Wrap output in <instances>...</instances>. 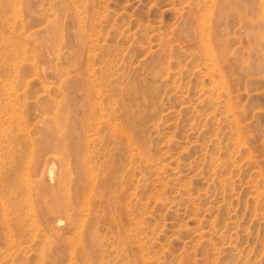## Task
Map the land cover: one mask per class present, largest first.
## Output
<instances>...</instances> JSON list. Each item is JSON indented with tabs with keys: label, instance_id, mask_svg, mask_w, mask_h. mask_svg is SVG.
I'll list each match as a JSON object with an SVG mask.
<instances>
[{
	"label": "rangeland",
	"instance_id": "1",
	"mask_svg": "<svg viewBox=\"0 0 264 264\" xmlns=\"http://www.w3.org/2000/svg\"><path fill=\"white\" fill-rule=\"evenodd\" d=\"M0 129V264H264V0H0Z\"/></svg>",
	"mask_w": 264,
	"mask_h": 264
},
{
	"label": "bare ground",
	"instance_id": "2",
	"mask_svg": "<svg viewBox=\"0 0 264 264\" xmlns=\"http://www.w3.org/2000/svg\"><path fill=\"white\" fill-rule=\"evenodd\" d=\"M207 53V52H206ZM208 55V54H207ZM215 59V58H214ZM92 99V98H91ZM109 103V102H108ZM92 108V107H91ZM109 108V107H108ZM104 110V109H103ZM110 110V109H109ZM94 114V113H93ZM114 116V115H113ZM114 120V119H113ZM116 120V119H115ZM118 120V119H117ZM120 120V119H119ZM122 120H123V118H122ZM118 123H120L119 121H117ZM109 123V122H108ZM111 123V122H110ZM124 123V122H123ZM105 124H107V123H105ZM122 124V123H121ZM120 124V125H121ZM109 125V124H108ZM119 125V126H120ZM110 126V125H109ZM112 129L110 130V128H108V126H107V128L109 129V131H108V133L109 134H111V140H113L112 139V136H115V138H117L118 139V141L119 142H123V136H124V132L123 131H125V129L124 130H121V129H118V128H116V127H114V126H110ZM124 127V126H123ZM105 129H106V126H105ZM123 129V128H122ZM1 130V129H0ZM3 131V130H2ZM1 132V131H0ZM4 133V132H3ZM6 133V132H5ZM4 133V134H5ZM7 133H11V132H7ZM125 133H126V131H125ZM12 134V133H11ZM1 135V134H0ZM13 135V134H12ZM12 135L10 136V138L12 137ZM15 136V135H14ZM7 137V136H6ZM128 137V136H127ZM2 139H3V137H1ZM13 138V137H12ZM108 138V137H107ZM130 138V137H129ZM104 139H105V137H104ZM11 141H12V139H11ZM106 141V140H105ZM117 141V140H116ZM1 142H3V141H1ZM7 142V141H6ZM5 141H4V145H5V143H6ZM9 142V141H8ZM113 142V141H112ZM11 143V142H10ZM132 143V142H131ZM8 145V144H7ZM12 145V144H11ZM107 145H108V143H107ZM2 146V145H1ZM9 146V145H8ZM5 147H7L6 145H5ZM5 147H3V149H5ZM13 147V146H12ZM2 149V148H1ZM7 150V149H6ZM2 151V150H1ZM0 151V152H1ZM16 151V150H15ZM2 154H4L3 152H1ZM11 153H12V151H11ZM15 154V153H14ZM4 157H5V155H3ZM7 156V155H6ZM31 156V155H30ZM1 157V156H0ZM28 157V156H27ZM106 157V156H105ZM109 157V156H108ZM6 158V157H5ZM4 158V159H5ZM1 160V159H0ZM13 161V160H12ZM25 161V160H24ZM29 161V160H28ZM52 162H53V160H52ZM105 162V161H104ZM21 163V162H20ZM25 163V162H24ZM23 163V164H24ZM26 163H28V162H26ZM1 164V163H0ZM11 164V163H10ZM110 164V163H109ZM7 165V164H6ZM9 165V164H8ZM21 165H22V163H21ZM20 165V166H21ZM17 166H18V164H17ZM49 166H51V165H49ZM54 166V165H53ZM108 166V165H107ZM23 167H25L24 165H23ZM1 168V167H0ZM21 168H22V166H21ZM26 168V167H25ZM54 168V167H53ZM12 169V168H11ZM16 170H17V168H15ZM48 169H49V167H48ZM14 170V169H13ZM16 170H15V172H16ZM23 170V169H22ZM53 170V169H52ZM51 170V171H52ZM92 170V169H91ZM20 171V170H19ZM48 171H50V169L48 170ZM50 171V172H51ZM108 171V170H107ZM53 172V171H52ZM42 173H43V171H42ZM9 174V173H8ZM48 174H49V172H48ZM50 174H53V173H50ZM49 174V175H50ZM123 175V174H122ZM51 177V176H50ZM53 177V176H52ZM96 178V177H95ZM50 179H52V178H50ZM65 180V179H64ZM90 181H92V180H90ZM29 183V182H28ZM90 184V183H89ZM89 184H88V186H89ZM100 184L102 185V182H100ZM14 185V184H13ZM62 185V181L61 182H59V186H61ZM58 186V185H57ZM62 187V186H61ZM86 187V186H85ZM85 187H83L82 188V195H84L83 194V192H84V188ZM91 187V186H90ZM93 187H94V184L92 185V192H93ZM63 189V188H62ZM89 191V190H88ZM112 191L114 192V187H113V189H112ZM64 193V192H63ZM104 194H102L103 195V197H104V199H105V202L107 201V203L109 204V200L111 199V194L108 192V191H106V192H103ZM95 194V193H94ZM61 195V194H60ZM90 195V194H89ZM85 196V195H84ZM114 196V195H113ZM65 198V197H64ZM83 198H85V197H83ZM90 198H92V197H90ZM53 199H55V201H57V199L56 198H53ZM114 199V198H113ZM119 199V198H118ZM91 200V199H90ZM96 200V199H95ZM64 202V201H63ZM85 205V204H84ZM15 208V207H14ZM32 208V207H31ZM87 208V207H86ZM54 209H56L57 210V208L56 207H54ZM65 209V208H64ZM5 210V209H4ZM67 210V209H66ZM15 211V210H14ZM19 211V210H18ZM57 211H59V210H57ZM118 211V210H117ZM53 212V211H52ZM66 212V211H65ZM80 212V211H79ZM4 213V212H3ZM15 213V212H14ZM17 213V212H16ZM110 213V212H109ZM18 214V213H17ZM26 214V213H25ZM80 214V213H79ZM88 214H89V212H88ZM87 214V216H89ZM94 214L96 215V213L94 212ZM70 215V214H69ZM68 215V216H69ZM23 216V215H22ZM97 216V215H96ZM76 217V216H75ZM4 218V217H3ZM109 218V221H111L112 219H114V217L112 216V213H111V217H108ZM10 219V218H9ZM12 219V218H11ZM22 219V218H21ZM60 219V218H59ZM71 219H73V218H71ZM70 219V220H71ZM118 219V218H117ZM27 220V219H26ZM116 220V219H115ZM55 221V220H54ZM59 221V220H58ZM58 221H56V222H58ZM60 221H61V219H60ZM59 221V222H60ZM84 221V220H83ZM100 221V220H99ZM3 222V221H2ZM12 222V221H11ZM72 222H74L73 220H72ZM96 222V221H95ZM117 222V221H116ZM18 223H19V221H18ZM23 224V223H22ZM71 224V223H70ZM46 225V224H45ZM35 226V225H34ZM79 226V225H78ZM25 228V227H24ZM50 228V227H49ZM48 228V229H49ZM55 228V227H54ZM22 229V228H21ZM45 229V228H44ZM79 229V228H78ZM50 230V229H49ZM7 231V230H6ZM14 231V230H13ZM16 231V230H15ZM52 231V230H51ZM59 231V230H58ZM78 231V230H77ZM35 232V231H34ZM79 234V233H78Z\"/></svg>",
	"mask_w": 264,
	"mask_h": 264
}]
</instances>
